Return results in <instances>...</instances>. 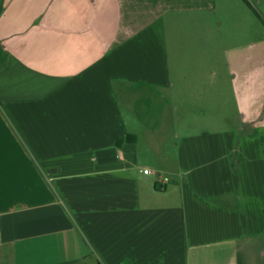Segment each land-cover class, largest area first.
Segmentation results:
<instances>
[{
    "label": "crops",
    "instance_id": "obj_1",
    "mask_svg": "<svg viewBox=\"0 0 264 264\" xmlns=\"http://www.w3.org/2000/svg\"><path fill=\"white\" fill-rule=\"evenodd\" d=\"M247 2L0 0V264H264Z\"/></svg>",
    "mask_w": 264,
    "mask_h": 264
},
{
    "label": "built area",
    "instance_id": "obj_2",
    "mask_svg": "<svg viewBox=\"0 0 264 264\" xmlns=\"http://www.w3.org/2000/svg\"><path fill=\"white\" fill-rule=\"evenodd\" d=\"M142 172L144 174H150V173H152V170L149 168H144V169H142ZM158 176H159L161 182H165L167 180L166 176H162V175H158Z\"/></svg>",
    "mask_w": 264,
    "mask_h": 264
},
{
    "label": "trees",
    "instance_id": "obj_3",
    "mask_svg": "<svg viewBox=\"0 0 264 264\" xmlns=\"http://www.w3.org/2000/svg\"><path fill=\"white\" fill-rule=\"evenodd\" d=\"M247 5H249V3L247 2V0H243Z\"/></svg>",
    "mask_w": 264,
    "mask_h": 264
},
{
    "label": "rangeland",
    "instance_id": "obj_4",
    "mask_svg": "<svg viewBox=\"0 0 264 264\" xmlns=\"http://www.w3.org/2000/svg\"><path fill=\"white\" fill-rule=\"evenodd\" d=\"M237 2L241 3V0H236ZM164 175V174H163Z\"/></svg>",
    "mask_w": 264,
    "mask_h": 264
}]
</instances>
